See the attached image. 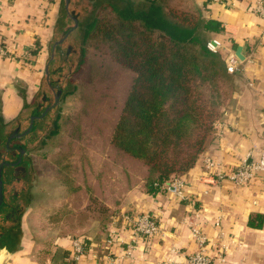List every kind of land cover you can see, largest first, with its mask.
<instances>
[{
  "label": "crops",
  "instance_id": "0c3cea01",
  "mask_svg": "<svg viewBox=\"0 0 264 264\" xmlns=\"http://www.w3.org/2000/svg\"><path fill=\"white\" fill-rule=\"evenodd\" d=\"M190 1L204 18L223 23V30L211 33L209 41L218 42L226 57L242 46L245 59L231 75L233 97L222 109L214 135L183 176L187 199L170 196L162 188L150 193L136 184L120 202H105L112 210L109 216L81 212L59 220L56 212L64 203L71 205V199L56 176L53 154L66 141L69 126L62 120L60 134L46 139L45 145L41 141L52 125L57 93L65 94L58 80L50 81L49 73L61 43L59 34L67 28H59L61 0L0 1V42L14 56L0 58V170L5 183L0 264H69L74 239L87 245L84 263L113 257L121 264H187L188 255L198 247L194 226L208 236L214 256L219 247L227 246L223 264H264L261 180L256 177L247 185L230 180L212 183L204 165V159L211 157L218 171L227 172L244 159L257 160L263 151L264 18L255 13L256 0ZM78 76L79 72L74 79ZM73 96H60L57 108L61 106L64 117L77 107L70 101ZM105 141L107 136L100 137L97 145ZM96 150L91 156L102 158L103 151ZM40 163L50 168L47 182L40 180ZM87 202H81L82 210ZM144 212L157 217L160 231L149 240H139L127 256L132 233L125 215ZM258 215L262 225H250ZM4 234L7 238L1 241ZM217 259L215 264H221Z\"/></svg>",
  "mask_w": 264,
  "mask_h": 264
},
{
  "label": "trees",
  "instance_id": "16d2710c",
  "mask_svg": "<svg viewBox=\"0 0 264 264\" xmlns=\"http://www.w3.org/2000/svg\"><path fill=\"white\" fill-rule=\"evenodd\" d=\"M119 1L60 3L59 28H67L59 34L50 81L58 80L64 95H74L70 101L77 107L64 117L57 108L64 96L59 91L41 141L45 145L60 134L62 120L69 126L53 154L56 176L71 199L56 212L57 220L81 212L109 216L105 202H120L132 186L156 193L175 175L184 176L233 97L226 56L207 47L209 35L223 30L222 21L181 6L183 0ZM104 136L109 141L97 145ZM95 148L105 158L91 156ZM259 216L250 225H262ZM1 237L5 241L7 235Z\"/></svg>",
  "mask_w": 264,
  "mask_h": 264
},
{
  "label": "built area",
  "instance_id": "2783aa9c",
  "mask_svg": "<svg viewBox=\"0 0 264 264\" xmlns=\"http://www.w3.org/2000/svg\"><path fill=\"white\" fill-rule=\"evenodd\" d=\"M1 1V0H0ZM223 1V0H217ZM255 13L264 18V0L255 1ZM220 44L218 42L209 41L207 47L213 52H220ZM14 57L6 43L0 42V58ZM241 60L234 51L226 57V68L230 75L236 74L240 70ZM206 170L210 173L212 183H220L224 180H230L237 185H247L252 180L258 177L264 186V148L257 160L244 159L237 168L230 171H218L216 163L211 157L204 159ZM170 196H176L180 199H187L186 180L183 176L175 175L172 179L160 186ZM125 221L131 229L132 241L127 250V256L132 255L133 249L139 240H149L160 231V224L157 217L149 212L140 213L137 215H125ZM219 224V223H218ZM193 236L196 238L198 247L187 257V264H215L217 257L221 264L225 261L226 245L219 247L218 255L212 254L211 241L205 232L199 227H192ZM86 243L79 239L73 241V257L69 264H121L119 258L109 257L105 261L91 260L84 263V255L86 253ZM96 257V256H94ZM217 259V260H218Z\"/></svg>",
  "mask_w": 264,
  "mask_h": 264
},
{
  "label": "rangeland",
  "instance_id": "374dc122",
  "mask_svg": "<svg viewBox=\"0 0 264 264\" xmlns=\"http://www.w3.org/2000/svg\"><path fill=\"white\" fill-rule=\"evenodd\" d=\"M112 2V3H122L121 1L119 0H97L98 4H103V3H106V2ZM141 0H139L140 2ZM192 3L190 0H183V1H180V5L181 6H190ZM193 6V5H191ZM36 163L38 162L37 158L35 159ZM37 167H39V170H40V180L42 182H47V178L49 177V166L47 165V163H40L39 165L37 164ZM37 176H39L38 174H36Z\"/></svg>",
  "mask_w": 264,
  "mask_h": 264
},
{
  "label": "water",
  "instance_id": "95a60500",
  "mask_svg": "<svg viewBox=\"0 0 264 264\" xmlns=\"http://www.w3.org/2000/svg\"><path fill=\"white\" fill-rule=\"evenodd\" d=\"M236 54L241 60L245 59V55L242 53V46L238 47ZM3 201H4V188H3V180L0 175V206L2 205Z\"/></svg>",
  "mask_w": 264,
  "mask_h": 264
},
{
  "label": "flooded vegetation",
  "instance_id": "af4514ba",
  "mask_svg": "<svg viewBox=\"0 0 264 264\" xmlns=\"http://www.w3.org/2000/svg\"><path fill=\"white\" fill-rule=\"evenodd\" d=\"M5 193V192H4ZM5 201H3L2 205L0 206V208L4 205Z\"/></svg>",
  "mask_w": 264,
  "mask_h": 264
}]
</instances>
